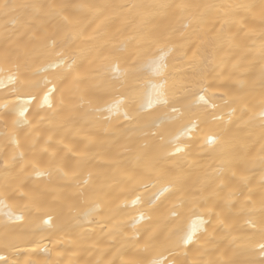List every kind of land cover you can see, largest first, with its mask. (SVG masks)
Here are the masks:
<instances>
[{
	"label": "bare ground",
	"instance_id": "obj_1",
	"mask_svg": "<svg viewBox=\"0 0 264 264\" xmlns=\"http://www.w3.org/2000/svg\"><path fill=\"white\" fill-rule=\"evenodd\" d=\"M5 3L42 7L5 11ZM150 4L171 7H133ZM237 4L261 0H0V104L8 102L0 110V254L8 264L264 260L255 244L236 243L259 232L258 205L250 215L237 202L229 213L227 193L218 198L229 233L194 195L206 178L227 181L235 171L256 186L264 175L259 9L243 30L231 23L221 30L224 7H197ZM98 33L102 40L90 39ZM52 37L64 53L60 67L45 47ZM101 44L124 46L125 56L138 51L134 64L119 62L123 86L108 70L115 62L97 56ZM24 77L52 81L51 108L40 88L19 90ZM77 77L88 81L82 100L69 92ZM19 152L24 160L13 163ZM53 157L67 175H38ZM187 234L194 243L181 242Z\"/></svg>",
	"mask_w": 264,
	"mask_h": 264
},
{
	"label": "snow or ice",
	"instance_id": "obj_2",
	"mask_svg": "<svg viewBox=\"0 0 264 264\" xmlns=\"http://www.w3.org/2000/svg\"><path fill=\"white\" fill-rule=\"evenodd\" d=\"M3 9L7 11L8 9H15L17 7H24V8H38L42 6L38 5H9L7 3L2 5ZM133 7L136 8H147L151 10H164L169 7L170 5L167 4H150V5H133ZM197 7H203L205 9L215 8V7H224L225 12L224 16L221 18L222 23L220 25L221 30L223 29L225 24H238L240 29L243 30L246 27V21L248 19L249 15H254L259 9V18H260V40H261V48H260V56L261 59L264 60V0H261L260 5H253V4H237V5H227V6H217V5H203V6H197ZM243 10V12L247 13L248 15L241 16L240 12ZM62 15V14H61ZM201 21L204 19V13H200ZM65 21H67V18L65 17ZM215 27V26H213ZM90 39H97L98 41L103 39V34L98 33L96 37H91ZM156 43H159L157 41ZM45 47L50 50V54L56 55L60 57L59 62L55 63L53 66L60 67L61 65L65 64L66 61L63 59L64 53L62 51H58V45L57 40L55 37L50 38V42L46 43ZM60 48L63 47V45L59 46ZM125 52V47L121 46L119 48H113L108 49L103 44L97 49V56L101 59V63L104 64L106 61H114V66H109L110 71L114 72L115 75L112 77L113 80L121 81L122 73L119 66V62L122 59L125 64H128L131 62L132 64L135 63V57L138 55V51L129 52L126 56L123 55ZM164 54H163V48L161 49V55L159 56V60L163 61ZM74 62V61H73ZM68 67H71V64H68ZM0 71H3L0 69ZM63 79L67 81V77L64 76ZM10 82H12L14 85L18 81L17 75H10L9 76ZM28 80L27 77H24L23 79H19V83L22 86L21 89L23 90L25 88H40V94L43 95V103L48 105L49 108L52 107V104L50 102V95L53 91L56 90L55 85H53L52 88H49L48 85L52 83V81H41L34 84L26 83ZM41 84L43 85L41 87ZM0 85H3V80H0ZM115 86V85H113ZM120 86H123V81H121ZM88 87V81L81 80L79 77H77L75 80H73L69 92L71 95H80L81 100L83 99L82 91L87 89ZM241 87L243 89V82H241ZM18 91V89L13 88V92ZM30 98L38 99L39 96H33L32 92L28 93ZM199 100L204 102L205 104H208L209 101L205 99L204 95H199ZM259 103L261 104L262 108H264V76H262L261 83H260V100ZM117 107V105H109L108 110L112 111L113 108ZM8 108V102L6 101L4 104H0V110L7 109ZM173 111L175 112L176 109L173 108ZM261 115L264 116V111L261 112ZM20 116H24V111L20 112ZM125 119H128V114H124ZM26 123V121H25ZM190 131V129H189ZM262 140H264V136L261 137ZM216 141L214 138H208L206 143L208 145L214 144ZM18 147V145H17ZM47 151V149H45ZM175 151L177 153L183 151V149L177 145L175 148ZM24 160V153L19 152L18 156L14 155L12 157V162H22ZM5 168L8 167V161H4ZM260 166L262 171H264V151H262L260 155ZM35 167V165H34ZM49 168L50 171L48 172H39L38 175H50L51 170H54L55 172L61 174V175H67V172L64 171L62 167L56 162L55 157L49 161ZM233 179L225 180L222 178H218L219 182H217L216 179H209L206 178L205 180L201 181V186L197 190V193H194V195H197L200 199L203 200V207L210 213L209 220L211 221L212 215L214 213L215 215V222L219 226V229L224 232H231L232 231V225L228 222L229 217L225 216L223 214V209L220 211H217L216 209L220 207L219 205V199L223 196L224 193H227V196L224 197V204L223 208H226L229 213L232 212L233 208L235 207V204L237 202H243V207L248 210L249 214L252 215L257 211V205L259 208L260 218H261V224L259 226V232L253 231L251 233L246 234V238L240 241H236V243L240 246H249L255 244L256 247H258V254L261 256H264V175H261L260 181L258 185L254 186L249 176L246 173H241L237 177V173L235 171L232 172ZM170 189H164L161 191V195L164 194L165 191H169ZM204 193H208L209 196L215 197L216 199H210L209 196H205ZM133 203H136V201H133ZM151 203V201L149 202ZM182 203V202H181ZM173 216H178V213L176 211L172 212ZM16 219H22V217H17ZM141 219H143V216H141ZM45 223H49L48 220L44 221ZM249 227L255 229L257 225L255 222L251 219L248 221ZM259 235L260 239L259 241L255 240V237ZM153 238L150 236L149 240L151 241ZM215 239V236H210L209 243H212ZM236 239L235 237L233 238ZM181 242L184 245H189L194 243L193 235L187 234L185 237L182 238ZM147 247V245H145ZM185 257H187L188 253H184ZM0 262H3V264H8V258L5 255L0 254ZM126 264H143V261L141 260H130L127 261ZM150 264H164V261H162L159 258L152 259L150 261ZM172 264H176V262H172ZM182 264H205L203 260H191L185 259ZM208 264H213V262L209 261ZM233 264H257L254 260H243V261H234ZM259 264H264V260L259 261Z\"/></svg>",
	"mask_w": 264,
	"mask_h": 264
}]
</instances>
